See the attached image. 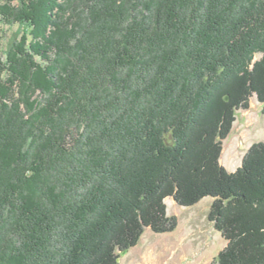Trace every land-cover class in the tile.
I'll list each match as a JSON object with an SVG mask.
<instances>
[{
  "label": "trees",
  "instance_id": "trees-1",
  "mask_svg": "<svg viewBox=\"0 0 264 264\" xmlns=\"http://www.w3.org/2000/svg\"><path fill=\"white\" fill-rule=\"evenodd\" d=\"M12 25L0 264H119L145 228L176 229L167 198L206 197L227 241L213 264H264V143L219 162L236 111L264 108V0H0Z\"/></svg>",
  "mask_w": 264,
  "mask_h": 264
},
{
  "label": "rangeland",
  "instance_id": "rangeland-1",
  "mask_svg": "<svg viewBox=\"0 0 264 264\" xmlns=\"http://www.w3.org/2000/svg\"><path fill=\"white\" fill-rule=\"evenodd\" d=\"M23 29L21 25L0 27L3 48L6 49L11 41L19 40ZM262 57V53L253 55L250 72ZM218 101L220 96L216 93L209 100L210 109L207 113L215 104L217 106ZM263 109L256 95H253L248 109L236 111L232 129L221 141L219 162L229 173L236 172L242 166L253 145L264 143ZM212 115L204 122L213 124ZM213 202V198L206 197L194 206L184 207L175 203L172 198H167V215L177 219L176 229L170 233L157 234L150 228H145L135 247L125 254L118 252L119 264H213L227 246V241L216 230L215 222L210 220Z\"/></svg>",
  "mask_w": 264,
  "mask_h": 264
},
{
  "label": "water",
  "instance_id": "water-1",
  "mask_svg": "<svg viewBox=\"0 0 264 264\" xmlns=\"http://www.w3.org/2000/svg\"><path fill=\"white\" fill-rule=\"evenodd\" d=\"M129 250H125V251H123V252H121V254H125V253H127Z\"/></svg>",
  "mask_w": 264,
  "mask_h": 264
}]
</instances>
